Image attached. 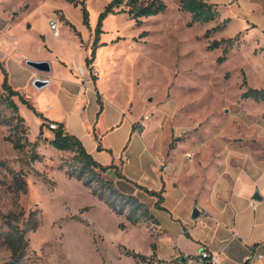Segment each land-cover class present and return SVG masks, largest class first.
Returning a JSON list of instances; mask_svg holds the SVG:
<instances>
[{"label": "rangeland", "instance_id": "1", "mask_svg": "<svg viewBox=\"0 0 264 264\" xmlns=\"http://www.w3.org/2000/svg\"><path fill=\"white\" fill-rule=\"evenodd\" d=\"M109 1L0 0V26L9 29L15 40L13 58L40 55L54 70L61 61H82L86 51L82 42L90 40V30L95 31ZM162 1L164 12L139 21L127 13H110L101 19L98 36L102 38L96 47L103 65L99 87L109 104L121 106L123 122L142 123L138 126L141 137L149 138L162 168L168 166L173 177L179 173L176 186L167 177L164 180L166 204L182 219L194 209L189 211L190 199L200 191L204 173L219 176L213 186L222 199L240 176L252 179L256 188L261 185L264 101L242 95L250 88L264 89V0H203L216 14L204 23L181 11L178 0ZM83 7L88 12L87 24ZM53 21L58 24V37L49 29ZM6 55L7 50L0 48V96L4 95V72L11 84L6 70L14 85L25 87ZM32 86L23 88L25 99L35 96L37 89ZM14 100L20 106L22 125L10 111L0 109L2 118L8 120L0 123V264L11 258L2 239L7 230L5 217L12 213L20 224L32 213L38 220V226L27 233L23 264H136L125 250L150 260H137L139 264H179V257L160 260L156 254L143 255L156 243L161 256L173 253V247L179 246L174 237L182 230L183 219L172 220L166 211L156 210L153 196L140 188L139 175L128 179L112 165L106 172L86 173L77 179L74 175L80 165L75 153L52 147L49 122L36 109L41 115ZM28 100L34 105V100ZM98 105L99 114L103 109L99 98ZM107 112L105 117L111 118L112 110ZM9 138L20 147L15 149ZM97 149L101 151L99 145ZM106 152L112 156L110 150ZM21 180L25 189L17 187ZM115 189L142 200L171 236H164L152 219L129 222L125 213L130 207L115 195ZM106 200L124 209V214L112 212ZM182 247L197 255L203 251L202 246L196 249L195 242Z\"/></svg>", "mask_w": 264, "mask_h": 264}, {"label": "crops", "instance_id": "2", "mask_svg": "<svg viewBox=\"0 0 264 264\" xmlns=\"http://www.w3.org/2000/svg\"><path fill=\"white\" fill-rule=\"evenodd\" d=\"M1 15L0 12V18ZM101 38L102 35L98 36V39ZM89 39L86 44L82 42L86 51L83 53L80 63L61 61L56 63L57 68L53 70L50 61L40 55L22 53L23 55L19 59L13 58L14 51L17 50L15 40L10 35L9 29L0 26V48L7 50L6 58L13 60L11 65L16 75L20 73L19 82L25 84V87L14 85L10 71L6 70L11 81L10 85L25 97L23 88L33 87L32 80L34 78H47L48 83L34 85L37 89L35 96L28 95L29 98H26L28 102V99L35 101V106L32 104L33 107L42 114L47 120L46 122L60 124L66 132L76 135L83 143L85 150L102 165H114L119 173L128 179L139 175V179H137L139 184L150 190L159 191L163 188V201L160 206L165 209L164 211L172 220L183 219L184 224L180 222L182 230L174 237L175 243L179 246H174L173 253L168 257H163L158 253L156 243L155 250L150 248V251L143 255L156 254V259L160 260L179 257V264H199L195 263L197 251L187 252L182 247L184 243L195 242L196 249L202 246L203 249L217 255V264H242L247 259H249L248 264H264V172L261 176L260 187H254L252 179L243 180L244 178L240 176L232 189L223 194L224 199L213 186L219 176L215 178L214 173L207 172L205 174L203 172L202 182L199 183L200 191L197 196L190 199L189 205V211L196 207L199 210V216L193 218L192 213H189L188 216H181V219L172 214V209L166 204L165 193L167 190H165L164 177L170 179V182L176 186L179 173L173 177L167 172L168 166L162 168L161 157L152 150L149 138L146 140L141 137L142 129L138 127L140 123L123 122L124 112L121 106L109 104L104 97L102 89L99 87V79L103 72V65L98 59L100 48L95 50V58L91 62L99 71V75L92 78L84 90L81 89L78 70L86 66L85 59L90 57L94 40L93 30H90ZM49 51L56 53L53 49H49ZM27 60L45 61L49 64V71L38 72L26 65ZM98 98L102 102L103 108L99 114ZM108 109L113 112L111 118L105 117ZM120 122H123L124 126L118 128ZM132 124H134L133 129L131 128ZM110 134H113L112 138L109 137ZM99 135L105 136L98 140L96 136L99 137ZM128 136L130 138L127 148L121 153ZM98 145L101 151L97 149ZM103 149L110 150L112 156L110 157ZM121 155L122 157H120ZM217 171L219 172V170ZM255 192L261 196L260 200L253 199ZM199 195L201 199L198 200ZM152 198H154L152 206L159 210L155 207L157 198L154 196ZM150 213L153 217L152 220L164 230V236H171V233L164 229L156 219L155 211L151 210ZM135 263L139 264L137 260Z\"/></svg>", "mask_w": 264, "mask_h": 264}, {"label": "trees", "instance_id": "3", "mask_svg": "<svg viewBox=\"0 0 264 264\" xmlns=\"http://www.w3.org/2000/svg\"><path fill=\"white\" fill-rule=\"evenodd\" d=\"M178 7L181 11L189 12L192 15L193 20L200 22H209L216 17L215 12L212 9V6L204 2L203 0H178ZM166 10V5L162 0H110L109 3L104 8L103 12L99 17L98 25L94 31V40L91 46L90 57L85 59V63H91L95 58V50L98 43V35L100 33V21L101 19L110 14V13H127L136 21H139L142 17H150L162 13ZM88 12L85 7H83V21L87 24ZM1 67V65H0ZM2 68V67H1ZM6 72H4V79L1 83V89L4 92V95L0 96V109L10 111L11 114L15 115L17 124H23V118L19 115V106L15 102L14 98H17L18 101L26 105L36 114L41 115L36 112L35 108L28 102L23 95L18 91L14 90L10 84L7 82ZM242 97H251L256 101H264V89L255 90L248 89L243 93ZM0 123H8L7 119L2 118L0 111ZM16 124V125H17ZM15 125V129L18 127ZM22 127V126H21ZM53 133V139L50 141L52 147L63 150V151H72L76 155V159L80 165L79 171L74 175L77 179H81L82 176L86 173L89 175H98L101 172H106L113 168L114 166H102L97 163L92 156L85 150L81 140L75 137L72 134L66 132L62 125L57 124L56 129H51ZM9 138L13 147L15 149L19 148L20 145ZM117 175L118 172L115 170ZM17 187L20 189H25V181L21 180L17 183ZM145 190V193L149 196H154L157 198L155 203L156 207L161 210H165L160 204L163 201L162 192L163 188L159 191L144 189L143 186L140 187ZM115 195L118 196L125 205H129V210L125 213V218L131 223H137L138 221L144 219H152V215L149 210L144 207V204L134 198L127 196L124 193L119 192L115 189ZM105 203L110 207L112 212L115 214L121 215L124 214V209L117 208L107 200ZM139 213V214H138ZM7 223V230L3 236V244L11 252V258L9 262L3 264H23L22 258L26 253L28 248V239L27 233L33 231L38 226V220L35 215L29 214L26 221H22L20 224V219L16 216L15 213L9 214L5 217ZM155 250V247H152ZM125 255L133 257L135 260H141L142 262H150L145 257L138 253H134L128 250H125ZM197 257V256H196Z\"/></svg>", "mask_w": 264, "mask_h": 264}, {"label": "built area", "instance_id": "4", "mask_svg": "<svg viewBox=\"0 0 264 264\" xmlns=\"http://www.w3.org/2000/svg\"><path fill=\"white\" fill-rule=\"evenodd\" d=\"M49 29H50V31H52V33L55 37L59 36L58 24L56 21L49 23ZM96 75H97V70L95 69V67L91 63L86 64V66L83 69L80 68L78 70V76L80 77L81 89L84 90L87 87V84ZM35 79H38L41 82H45V84L49 82V80L47 78H34V80H32V85H35ZM144 119H147V117H145ZM140 124H142V123H140ZM48 127H49V129H56L57 124L54 122H49ZM258 257L260 258L261 256L259 255ZM196 259H197V263H199V264H217V262H218L217 255L212 254L205 249H203L201 254L197 255Z\"/></svg>", "mask_w": 264, "mask_h": 264}, {"label": "water", "instance_id": "5", "mask_svg": "<svg viewBox=\"0 0 264 264\" xmlns=\"http://www.w3.org/2000/svg\"><path fill=\"white\" fill-rule=\"evenodd\" d=\"M26 65L30 66L31 68H33L34 70L38 71V72H48L49 71V64L45 61H30L27 60ZM44 85L45 82H41L38 79H35V85ZM253 199L255 200H260L261 196L258 194V192H255V194L253 195ZM199 216V210L195 207L192 211V217L193 218H197ZM249 263V259L245 260L242 264H248Z\"/></svg>", "mask_w": 264, "mask_h": 264}]
</instances>
